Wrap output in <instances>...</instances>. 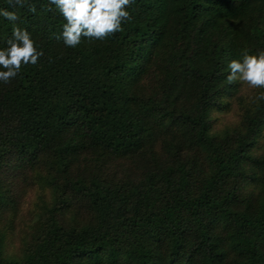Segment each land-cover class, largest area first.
<instances>
[{
  "label": "trees",
  "instance_id": "obj_1",
  "mask_svg": "<svg viewBox=\"0 0 264 264\" xmlns=\"http://www.w3.org/2000/svg\"><path fill=\"white\" fill-rule=\"evenodd\" d=\"M31 2L0 0L44 52L0 83V217L23 182L51 200L0 264H264V101L227 81L264 49V0H134L76 48ZM13 26L0 16V48Z\"/></svg>",
  "mask_w": 264,
  "mask_h": 264
},
{
  "label": "clouds",
  "instance_id": "obj_2",
  "mask_svg": "<svg viewBox=\"0 0 264 264\" xmlns=\"http://www.w3.org/2000/svg\"><path fill=\"white\" fill-rule=\"evenodd\" d=\"M13 9L27 7L30 13L37 12L31 0H7ZM65 20L62 31L56 39H62L66 47L76 48L82 38L104 40L122 31V23L132 19L127 10L134 0H48ZM48 11L53 9L49 7ZM0 16L13 22L12 35L6 40V47L0 48V83L10 84L21 73L22 66L37 65L44 55L38 50L27 29L15 26L19 16L15 11L0 8ZM241 59L228 63L229 83L240 82L251 89H260L258 95L250 97V102L264 101V49L255 54L248 50L241 53Z\"/></svg>",
  "mask_w": 264,
  "mask_h": 264
},
{
  "label": "rangeland",
  "instance_id": "obj_3",
  "mask_svg": "<svg viewBox=\"0 0 264 264\" xmlns=\"http://www.w3.org/2000/svg\"><path fill=\"white\" fill-rule=\"evenodd\" d=\"M229 116L230 114L224 117L227 119ZM19 195L16 208L0 217V244L4 245L0 250L8 256L20 254L21 246L31 232L35 211H39V207L43 204L42 197L46 196L51 200L50 190L47 187L30 182L22 183Z\"/></svg>",
  "mask_w": 264,
  "mask_h": 264
}]
</instances>
